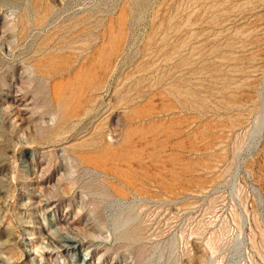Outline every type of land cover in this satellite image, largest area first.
Wrapping results in <instances>:
<instances>
[{"label": "rangeland", "instance_id": "1", "mask_svg": "<svg viewBox=\"0 0 264 264\" xmlns=\"http://www.w3.org/2000/svg\"><path fill=\"white\" fill-rule=\"evenodd\" d=\"M0 264H264V0H0Z\"/></svg>", "mask_w": 264, "mask_h": 264}, {"label": "bare ground", "instance_id": "2", "mask_svg": "<svg viewBox=\"0 0 264 264\" xmlns=\"http://www.w3.org/2000/svg\"><path fill=\"white\" fill-rule=\"evenodd\" d=\"M14 112H15V111H14ZM14 114L16 115L15 118L18 117V116H19L18 110H17ZM14 114H13V115H14ZM36 177H37V176H36ZM49 196H50V195H49ZM76 238H77V236H73V235H72V236H65V235L62 236V241H65V244H63V246H64V247H67V248H68V247H70V248L73 247L71 244L74 243V242L76 241ZM5 242H6V241H5Z\"/></svg>", "mask_w": 264, "mask_h": 264}]
</instances>
